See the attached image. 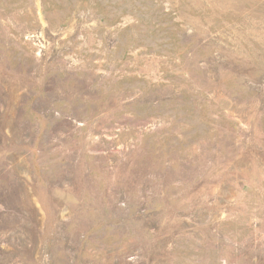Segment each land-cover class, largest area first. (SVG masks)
<instances>
[{"label":"rangeland","instance_id":"1","mask_svg":"<svg viewBox=\"0 0 264 264\" xmlns=\"http://www.w3.org/2000/svg\"><path fill=\"white\" fill-rule=\"evenodd\" d=\"M0 264H264V0H0Z\"/></svg>","mask_w":264,"mask_h":264}]
</instances>
